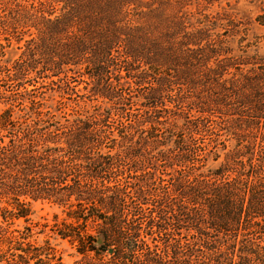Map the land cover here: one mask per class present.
<instances>
[{
    "label": "trees",
    "instance_id": "1",
    "mask_svg": "<svg viewBox=\"0 0 264 264\" xmlns=\"http://www.w3.org/2000/svg\"><path fill=\"white\" fill-rule=\"evenodd\" d=\"M214 4L0 0V264H64L36 202L75 264H264V54Z\"/></svg>",
    "mask_w": 264,
    "mask_h": 264
},
{
    "label": "rangeland",
    "instance_id": "2",
    "mask_svg": "<svg viewBox=\"0 0 264 264\" xmlns=\"http://www.w3.org/2000/svg\"><path fill=\"white\" fill-rule=\"evenodd\" d=\"M209 12L221 15L223 23L230 19L235 21L238 34L236 39L232 40L234 49H237L240 43H254L255 45L258 43V52L264 54V0H215V4ZM224 38H228L229 41V37L224 36ZM4 107L5 104L0 102V111ZM32 212L30 225L35 226L32 242L43 243L49 238L61 254L64 264H75L80 257L75 248L68 241L51 237L49 228L41 230L43 224L53 225L55 217L59 222L62 221L65 218L63 208L50 202H36L32 205ZM25 225L27 224L24 220H20L16 221L14 227L22 228Z\"/></svg>",
    "mask_w": 264,
    "mask_h": 264
}]
</instances>
